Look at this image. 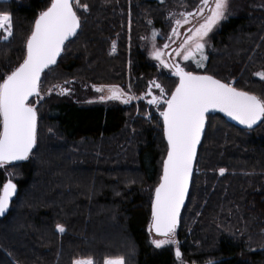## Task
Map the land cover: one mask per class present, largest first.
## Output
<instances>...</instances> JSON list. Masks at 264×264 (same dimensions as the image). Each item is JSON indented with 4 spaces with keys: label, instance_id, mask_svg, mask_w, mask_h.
Returning a JSON list of instances; mask_svg holds the SVG:
<instances>
[{
    "label": "trees",
    "instance_id": "trees-1",
    "mask_svg": "<svg viewBox=\"0 0 264 264\" xmlns=\"http://www.w3.org/2000/svg\"><path fill=\"white\" fill-rule=\"evenodd\" d=\"M198 1L79 0L88 5L77 10L79 32L42 74L40 96L30 100L37 107V144L27 160L0 166V188L8 177L17 185L0 218V264H72L82 257L103 264L116 256L126 264H264V210L256 205L264 196V122L243 130L220 114L207 117L174 237L176 258L173 244L156 248L150 241V198L166 151L157 109L141 95L137 104L147 107L145 114H136L132 103H86L50 91L70 80L131 84L143 94L152 66L143 59V37L154 26L166 31L172 8ZM48 3L0 1L13 26L8 39L0 32V80L22 62L26 38ZM257 72H264V0H241L198 73L236 78L234 87L264 98ZM176 82L161 78L168 94Z\"/></svg>",
    "mask_w": 264,
    "mask_h": 264
},
{
    "label": "snow or ice",
    "instance_id": "snow-or-ice-1",
    "mask_svg": "<svg viewBox=\"0 0 264 264\" xmlns=\"http://www.w3.org/2000/svg\"><path fill=\"white\" fill-rule=\"evenodd\" d=\"M228 3L229 0H201L195 13L184 12L175 16V26L171 30L173 37L181 35L179 27L189 24L194 15L203 17L198 26L187 29L189 34L175 50L176 54L185 61L194 60L197 68H203V61L207 59L204 54L207 43L205 38L216 25L227 18ZM79 8L87 10L88 5H81L79 0H49L47 7L38 13L26 38V51L22 62L10 73L3 74L0 80V166L27 160L36 146L37 107L30 101V97L40 96L42 73L57 63V57L64 50L65 42L75 36L81 27V18L77 14ZM206 11L208 14L204 15ZM0 31L4 39L13 35L9 12H0ZM157 34V30L153 29V50L150 55L164 64L163 49L169 45L164 44L163 49L158 48L155 45ZM172 67L178 83L170 95L156 81L149 82L148 91L144 94L151 96L148 104L163 106L159 115L163 118V134L167 142L162 174L151 201L150 231L154 230L158 236L163 237L152 240L156 248L177 243L174 237L180 222L181 208L189 192L197 147L201 143L208 114L218 109L247 128L256 125L258 121L264 122V98L234 87L233 82H224L213 75L187 71L179 63ZM255 75L264 79V72H257ZM107 87L110 94L102 95L101 100H121L127 104L137 98L125 93L119 86ZM153 87L159 89V96L152 94ZM60 91L61 94L69 92L63 87ZM225 171L224 168L219 169L221 174ZM16 191L17 185L12 179L9 178L3 183L0 188V216L8 211ZM56 229L60 233L65 231L60 224L56 225ZM175 256L181 257L179 247L175 249ZM72 264L95 262L91 257H82L75 258ZM103 264H126V261L123 256L106 257Z\"/></svg>",
    "mask_w": 264,
    "mask_h": 264
},
{
    "label": "rangeland",
    "instance_id": "rangeland-1",
    "mask_svg": "<svg viewBox=\"0 0 264 264\" xmlns=\"http://www.w3.org/2000/svg\"><path fill=\"white\" fill-rule=\"evenodd\" d=\"M0 1H5V0H0ZM161 1V0H160ZM241 2V0H229V3H228V10H227V13H226V16L227 18L233 14V11H234V6L236 3H239ZM180 8V7H179ZM173 10V16L171 17H175V16H179V14L182 13L181 10H178V7L177 9L176 8H172ZM208 13L205 12L204 15H207ZM226 18V19H227ZM202 19L203 17L201 16H193L190 20V23L189 24H182L180 27H179V31L182 35L183 31L188 28L189 26H193L192 29H194L196 26L199 25V23L202 22ZM224 19V20H226ZM174 20V19H173ZM222 20L218 25H216L212 32L209 33L208 37H206V47H205V50H204V54L207 56V59L203 61V64H204V67L203 68H197L196 67V63L194 60H188V61H185L182 59V56H179L176 54V49L179 47V45L183 42V40L186 38V36L184 37V39L181 40V35L179 37H171V39H169V42H168V45L170 47H172L173 45H177L176 49L174 50V52L170 55L171 57V60H176V59H180L181 62L185 63L186 64V67L189 71H195V72H204V69H206L208 63H209V52L211 50V45H212V36H213V33L216 32L220 26H221V23L224 21ZM171 26H172V23H171ZM171 26L168 27V29H166V31H161V41H157L156 40V37H155V45L158 47V48H162V44L163 42L165 41V35L168 33V31L171 29ZM153 29H155V27H151V29L148 31V33L146 34L145 37H143L142 41L144 42L142 44V50L144 52V57L143 59H146L147 62H149V64H151L152 62H156L158 63V65L162 68V78H164V76H169L170 72H171V68L168 64V60L166 58V55H165V50L166 49H163V55H162V60L164 61V64H167L168 66H164V64L161 63L160 60H156L155 58L152 57V55H150V53L152 52L153 50V38H152V31ZM2 32V31H0ZM189 34V33H188ZM187 34V35H188ZM129 43L130 41L128 40V46H129ZM128 48V47H127ZM183 51V50H181ZM129 63V62H128ZM127 63V64H128ZM130 64V63H129ZM129 75H130V71H128V78H129ZM130 80V79H129ZM67 83L65 84V82H62V83H58L56 84L55 86H59V87H54L55 89H52V87L50 88V90H53L54 92H56L58 95H73L75 98L79 99L80 101H83V102H86V103H91V102H107V101H118L120 103H123L121 100H101L100 97L103 95V96H107L109 95V91H108V87L107 86H112V84H108V85H99V84H88V85H79V84H76L74 85L75 83L73 81H70V80H67L66 81ZM148 82V81H147ZM227 82H233V85H235L236 83V78H232V80H229ZM67 88L69 90V92L67 94H61V91L60 89L61 88ZM146 87H147V84L145 86V89H144V93L143 94H135L132 90V87H131V84L130 85H126V88L123 89V88H120L122 89L125 93H128L130 96H135L137 97L136 99H132L129 103H132L134 105V111L136 114H145L144 113V110H147V107L145 108L144 106H141L139 104H137V100L138 98L141 96H145L144 94L146 93ZM97 89H102V90H97ZM47 93V92H46ZM46 95V94H45ZM41 100L38 99L37 102H39ZM145 102L146 101V98H145ZM147 117H149V115H145ZM4 166V165H2ZM12 179L11 177H8L7 179ZM13 180V179H12ZM256 205L257 207L260 209V210H264V196H261L257 199L256 201ZM150 232V231H149ZM163 237H156L152 234H150V241L152 243V240L154 239H162ZM152 245L154 246V244L152 243ZM172 245V244H171ZM166 246H170V245H165V246H162V247H166ZM172 250L174 251L175 253V249H176V245H172ZM177 258V257H176Z\"/></svg>",
    "mask_w": 264,
    "mask_h": 264
},
{
    "label": "water",
    "instance_id": "water-1",
    "mask_svg": "<svg viewBox=\"0 0 264 264\" xmlns=\"http://www.w3.org/2000/svg\"><path fill=\"white\" fill-rule=\"evenodd\" d=\"M189 12H193V13H195V12H196V9H194V10H190ZM33 26H34V25H33ZM190 28H192V27H188L187 29H190ZM79 29H80V28H79ZM79 29L77 30V34H78V32H79ZM187 29L184 30V32H183V37L188 33V32H187ZM77 34H76V35H77ZM76 35L73 36V37H70L69 40L65 42V45H66V43H68L69 41H71L72 39H74V38L76 37ZM173 49H174V48H171V49H169V50L166 52V57H167L168 59H169V55H170V53L173 51ZM62 52H63V51H62ZM62 52H61V54L57 57V61H58V59L60 58V56L62 55ZM169 60H170V59H169ZM169 62H170V66H171V69H172V72L170 73V76L173 77V78H175V79L177 80V82H176V84H177V83H178V77H176V76L174 75V68L172 67L173 63H172L171 61H169ZM180 65H181V64H180ZM53 66H54V65H52V66H50V67H53ZM181 66L184 67L183 65H181ZM50 67H49V68H50ZM184 68H185V67H184ZM46 70H47V69H46ZM46 70H45V71H46ZM185 70H186V68H185ZM45 71H44V72H45ZM42 74H43V73H42ZM200 74H207V73H200ZM208 75H210V74H208ZM41 77H42V76H41ZM174 88H175V86H174ZM174 88H173V90H174ZM170 93H171V92H170ZM169 95H170V94H169ZM33 97H35V96H33ZM33 97H30V100H31ZM160 111H163V106H160V108L157 110V116H158V118H159L160 121H161V124H162V134H163V118L159 115V112H160ZM213 114H220V115H222V116L224 117V119H225L227 122H229L230 124H232V125H234V126L240 128V129H243V130H252V129H255L256 127H258V126L261 124V122L258 121L256 125H253L251 128H247L246 126L241 125L238 121H236L235 119L229 117L226 113L221 112V111H219L218 109H216V110H212V111L208 114V116L213 115ZM206 124H207V120H206ZM205 130H206V125H205ZM205 130H204V132H203V134H202L201 142H202V139H203V137H204ZM163 138H164V141H165V144H166V151H165V156H164V158H165V157H166V154H167V142H166V139H165V137H164V134H163ZM200 145H201V143H200V144L198 145V147H197V154H198V150H199ZM164 158H163V159H164ZM196 159H197V156H196ZM196 159H195V161H194V165H193V173H194V170H195ZM16 162H20V161L9 162L8 164H10V163H16ZM162 162H163V160H162ZM193 173H192V176H193ZM161 174H162V166H161ZM161 174H160V176H161ZM191 181H192V178H191ZM191 181H190V187H191ZM158 183H159V181H158ZM158 183H157V184H158ZM157 184H156V185H157ZM156 185H155V186H156ZM190 187H189V192H190ZM154 188H155V187H154ZM154 188H153V192H152V195H151V198H150V221H149V230H150V226H151V223H152L151 201H152L153 194H154ZM16 192H17V191H16ZM189 192H188V195L186 196V199H185L184 205H183L182 208H181V214H182V211H183V209H184V207H185V204H186V202H187V199H188V196H189ZM15 195H16V194H15ZM15 195L12 197L11 202H12V200L14 199ZM11 202H10V205H11ZM9 209H10V207H9ZM9 209H8V211H9ZM8 211H7L3 216H0V218L5 217L6 214L8 213ZM181 214H180V218H181ZM179 225H180V222H179V224L177 225V228H178ZM150 232H151L152 235H154V236H156V237H160V236H158V235L155 233L154 230H151Z\"/></svg>",
    "mask_w": 264,
    "mask_h": 264
},
{
    "label": "flooded vegetation",
    "instance_id": "flooded-vegetation-1",
    "mask_svg": "<svg viewBox=\"0 0 264 264\" xmlns=\"http://www.w3.org/2000/svg\"><path fill=\"white\" fill-rule=\"evenodd\" d=\"M200 2H201V0H199L198 2H197V4H196V6L195 7H193V8H183V9H181V11H182V13H184V12H189L190 10H194V9H196V11L198 10V7L200 6ZM207 12V11H206ZM228 19V18H227ZM226 19V20H227ZM226 20H224L222 23H221V26H220V28L216 31V32H214L213 33V36H212V43L217 39V37H218V35L222 32V30H223V24H224V22L226 21ZM172 26H171V29L168 31V33L164 36L165 38V41L163 42V44H162V47H163V45L164 44H168V42H169V37H172L171 36V30H172V27L173 26H175V21L174 20H172ZM155 27V30H157V37H156V40L157 41H161V39H162V37H161V29H160V27H156V26H154ZM189 27H192L193 28V26L191 25V26H189ZM191 28V29H192ZM187 29V28H186ZM185 29V30H186ZM184 32V31H183ZM188 34V33H187ZM186 34V35H187ZM185 35V36H186ZM184 36V37H185ZM184 37H183V33H182V35H181V40L182 39H184ZM176 47H177V45H173L172 47H170V48H166V50H165V55H166V52L169 50V49H171V48H174L173 49V51L170 53V55L174 52V50L176 49ZM170 55H169V59L167 58V60H168V64H169V66H170V62L169 61H171L173 64H175V63H179V64H181V65H183L185 68H186V70L187 71H189L188 69H187V67H186V64L185 63H183V62H181L180 61V59L178 58V59H176V60H171V57H170ZM144 57V56H143ZM151 68L149 69V74H150V78H149V80H148V82H147V87H146V92L148 91V88H149V82L150 81H156L157 83H160L161 84V78H162V68L158 65V63H156V62H152L151 63ZM170 68H171V66H170ZM171 72H172V69H171ZM170 72V73H171ZM169 76H170V74H169ZM171 77V76H170ZM173 78V77H172ZM163 87V86H162ZM152 94L153 95H157V96H159L160 95V91H159V89H156L155 87H153L152 88ZM145 98H146V101L148 102V100L149 99H151V96H145ZM155 109H159L160 108V106H158V105H152Z\"/></svg>",
    "mask_w": 264,
    "mask_h": 264
}]
</instances>
